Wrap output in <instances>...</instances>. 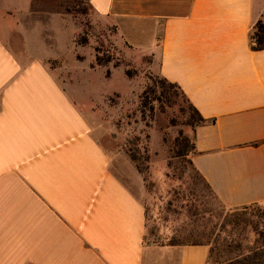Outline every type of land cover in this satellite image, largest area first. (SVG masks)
<instances>
[{
	"label": "crops",
	"instance_id": "obj_1",
	"mask_svg": "<svg viewBox=\"0 0 264 264\" xmlns=\"http://www.w3.org/2000/svg\"><path fill=\"white\" fill-rule=\"evenodd\" d=\"M31 1L0 0V264H207L209 245L145 242L144 208L74 100L84 87L45 63L58 57ZM87 5L211 120L190 159L220 203L264 207V48L249 45L264 0Z\"/></svg>",
	"mask_w": 264,
	"mask_h": 264
},
{
	"label": "rangeland",
	"instance_id": "obj_2",
	"mask_svg": "<svg viewBox=\"0 0 264 264\" xmlns=\"http://www.w3.org/2000/svg\"><path fill=\"white\" fill-rule=\"evenodd\" d=\"M31 8L40 11L35 24L36 35L42 38L39 45L58 57L44 59L47 67L60 82L71 73L72 84L84 87L81 93L88 96L74 100L111 156V170L144 208L145 242H210L229 236L239 242L238 251L252 246L258 235L250 222L225 224L222 204L187 164L188 155L184 163L172 156L176 137L181 133L191 140L193 135L185 98L178 93L172 102L154 101L152 116L147 108L140 111V95L151 83L150 77H161L154 70L153 58L140 56L114 26L92 16L87 0H32ZM97 53L109 62L97 65ZM69 92L73 94L71 88ZM215 260L212 256L208 264Z\"/></svg>",
	"mask_w": 264,
	"mask_h": 264
},
{
	"label": "trees",
	"instance_id": "obj_3",
	"mask_svg": "<svg viewBox=\"0 0 264 264\" xmlns=\"http://www.w3.org/2000/svg\"><path fill=\"white\" fill-rule=\"evenodd\" d=\"M249 45L252 50H261L264 48V20L259 19L254 23L249 33ZM108 62L109 58H104L98 55V53L95 55V63L97 65H106ZM129 72L130 71H127V74H130ZM150 81L151 83L148 84V86L140 95V111L142 113L143 110L147 108L150 115L152 116V112L154 110V101L162 102V100H165L169 103L172 102L173 97L180 93L187 101L189 109L187 121L189 125L196 127L207 122H211V120L205 119L187 100L186 96L178 87V85L166 80L163 77H150ZM193 150V140H190L188 137L183 136L180 133L175 139L172 156L175 159H180V162L182 161L184 163V158L188 155V159H186L187 164L198 176L201 177L190 159V154L193 152ZM129 154L131 159L136 161L137 157L135 152L129 149ZM145 159L147 160V156ZM171 164L172 162H169L168 166L170 167ZM205 184L207 185L206 182ZM223 208L225 212V224L227 223L228 225L238 226L240 224H246V221L250 222L253 231L257 232L258 235L255 243L242 251H238V248L240 247L239 242L236 243L237 240L229 236H226L220 240L214 238L213 241L210 242L194 240L189 243L209 245L207 264L209 263V260L212 258V256L213 259H216L214 261L215 264H264V207L258 203H252L232 209L225 208L224 206ZM169 244L175 243L170 242ZM216 256L218 258H216Z\"/></svg>",
	"mask_w": 264,
	"mask_h": 264
}]
</instances>
